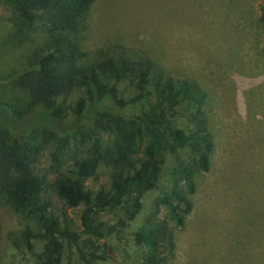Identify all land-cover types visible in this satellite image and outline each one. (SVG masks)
<instances>
[{
    "label": "rangeland",
    "instance_id": "obj_1",
    "mask_svg": "<svg viewBox=\"0 0 264 264\" xmlns=\"http://www.w3.org/2000/svg\"><path fill=\"white\" fill-rule=\"evenodd\" d=\"M259 6V0H96L73 31L61 33L83 52L77 66L84 75L105 60H149L174 82L193 85L203 94L201 109L213 143L206 171L194 168L188 148L166 159L170 167L192 170L191 208L183 215L181 227L162 204L152 216L160 199L157 193L147 197L132 225L119 224V210L96 215L94 221L103 224L104 239L94 241L82 235L77 245L108 259L101 264H136L138 251L131 252V235L146 221L164 223L172 234L171 253H162L159 264H264V25ZM48 43L37 21L20 22L0 0V103L10 108L0 106V127H7L10 137L39 147L33 170L45 183L47 213L61 228L80 235L81 206H66L53 193L51 183L68 174L74 157L86 154L94 134L103 147H109L116 137L109 127L113 117L137 115L146 108V101L116 110L112 86L119 98L136 93L126 76L118 83L105 81L106 91L100 98L91 85H78L58 97L64 109L60 120L30 106L27 89L17 86L15 79L34 67ZM80 97L86 108L76 118L71 108ZM193 109L194 103H188L178 112L188 115ZM101 111L107 113L104 130L95 129L92 122ZM145 144V139L136 141L130 155H139ZM110 176V164L101 163L96 176L85 184L93 190L108 188ZM163 179L167 192L172 180ZM22 223L33 234L40 232L33 219L0 206L7 246L14 247ZM60 242L64 248L61 264H82L74 246ZM43 244L34 240V252ZM20 247V251L8 252L7 264H33Z\"/></svg>",
    "mask_w": 264,
    "mask_h": 264
},
{
    "label": "trees",
    "instance_id": "obj_2",
    "mask_svg": "<svg viewBox=\"0 0 264 264\" xmlns=\"http://www.w3.org/2000/svg\"><path fill=\"white\" fill-rule=\"evenodd\" d=\"M95 1L4 0L20 22L32 24L37 21L49 38L46 51L36 58L34 67L15 79L17 86L27 89L30 106L60 120L64 109L57 103L58 97L67 95L78 85H91L100 98L106 91L105 81L118 83L127 76L136 93L128 99L119 98L112 86L110 91L116 110L140 101H146V108L128 119L116 114L109 125L116 134L110 146L103 147L100 137L94 134L86 154L74 157L68 174L57 176L51 183L53 193L66 206H81L80 235L61 228L47 213L49 199L45 195V183L33 170L39 147L34 142L10 137L9 129L0 127V206L33 219L40 230L33 234L22 223L17 242L14 247H9L8 238L0 227V264H7L6 255L10 251H20L19 246L33 264H61L64 248L60 239L74 246L79 263H107V258L95 252H84L77 245L82 235L94 241L104 239L103 224L94 221L99 212L119 210L122 215L119 224L132 225L144 210L147 197L157 193L160 199L155 203L152 216L162 204L170 219L181 227L183 215L191 208L188 194L194 190L192 170L183 166L170 167L166 159L178 150L188 148L193 155L194 168L206 171L209 167L213 143L201 109L203 94L193 85L185 81L174 82L149 60H105L88 76L79 69L77 61L83 52L77 42L61 33L73 31ZM259 1V20L264 25V0ZM188 103H194L193 111L188 115L179 113L178 109ZM0 106L7 108L2 103ZM85 108L84 99L78 98L71 108L73 116L82 117ZM106 116L107 113L101 111L92 118L95 129L106 128L103 121ZM142 139L146 144L141 153L130 155L136 141ZM101 163L111 166L109 186L90 189L85 181L96 176ZM167 177L172 180L171 189L164 192L163 178ZM90 238L89 242L93 244ZM34 240L44 242L38 253L34 252ZM130 242L131 252L138 251L134 258L136 264H159L162 253H171L173 247L169 229L164 223L155 221H146L135 230ZM163 244L167 247H161Z\"/></svg>",
    "mask_w": 264,
    "mask_h": 264
}]
</instances>
